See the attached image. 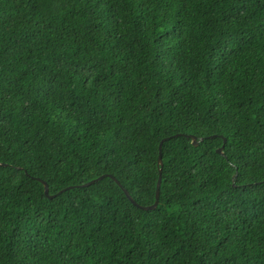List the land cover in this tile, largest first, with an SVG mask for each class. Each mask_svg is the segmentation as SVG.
Segmentation results:
<instances>
[{
    "label": "trees",
    "instance_id": "1",
    "mask_svg": "<svg viewBox=\"0 0 264 264\" xmlns=\"http://www.w3.org/2000/svg\"><path fill=\"white\" fill-rule=\"evenodd\" d=\"M0 164V264H264V0H0Z\"/></svg>",
    "mask_w": 264,
    "mask_h": 264
},
{
    "label": "water",
    "instance_id": "2",
    "mask_svg": "<svg viewBox=\"0 0 264 264\" xmlns=\"http://www.w3.org/2000/svg\"><path fill=\"white\" fill-rule=\"evenodd\" d=\"M178 136H179V135H176V136H174V137H178ZM190 138L192 139L193 145H195V146H198V145H199V142H198L197 137H195V136H190ZM170 139H172V137H168V138L162 140V142L160 143V147H159V149H160V154H159V158H158L159 179H158L157 187H156V201H155V203H154L153 205H151V206H146V207H145V206H141V205H139V204L135 201V199L133 198V196H132V195H131L126 189L122 188V186L120 185V183H119V182H118L113 176H111V175H103V176H101V177H99V178H97V179H95V180H93V181H91V182H88V183L82 185L81 187H90V186H92V185H94V184H96V183L102 181L103 179H105V178H107V177H110V178L114 179V180H115V181L121 186V188L124 190V192H125L127 198H128V199H129V200H130L135 206L139 207V208L142 209V210H146V211H152V210L157 209V207H158V205H159V200H160V195H161V186H162V181H163V165H164V163H163L162 149H163V144H164V142H165V141H168V140H170ZM203 140H204V139H201L200 141H203ZM225 142H226V140H225ZM223 148H224V147H222V148H220V149L217 150V152H218L219 154H221V155L224 154V153H223ZM0 165H1V164H0ZM38 181H40L41 183H43L44 188H45V195H46L48 198L53 199L55 196H51V195H50V191H49L50 189H49L48 184H47L46 182H44L43 180H41V179H38ZM70 189H71V188H70ZM67 190H68V189H65V190L59 192L58 194L60 195V194H62V193H64V192H66Z\"/></svg>",
    "mask_w": 264,
    "mask_h": 264
}]
</instances>
